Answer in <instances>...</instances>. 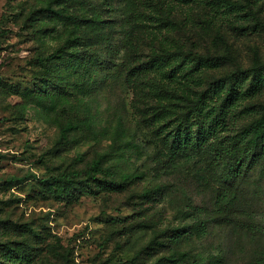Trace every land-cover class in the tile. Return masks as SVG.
<instances>
[{
  "label": "rangeland",
  "instance_id": "1",
  "mask_svg": "<svg viewBox=\"0 0 264 264\" xmlns=\"http://www.w3.org/2000/svg\"><path fill=\"white\" fill-rule=\"evenodd\" d=\"M159 55L171 65L143 67ZM254 68L259 92L231 110L238 130L264 113V0H0V262L264 264V165L237 193L239 223L221 224L210 160L167 163L155 117L183 111L161 85L191 97ZM95 162L135 180L119 192L54 180L84 181ZM190 206L206 210V236ZM177 230L190 233L165 238ZM180 252L186 261L168 263Z\"/></svg>",
  "mask_w": 264,
  "mask_h": 264
},
{
  "label": "trees",
  "instance_id": "2",
  "mask_svg": "<svg viewBox=\"0 0 264 264\" xmlns=\"http://www.w3.org/2000/svg\"><path fill=\"white\" fill-rule=\"evenodd\" d=\"M78 39L75 38L74 42ZM57 53L52 54L48 59L57 58ZM173 55H159L153 57L146 63H142L147 69L163 70L171 65ZM47 59V60H48ZM46 60V61H47ZM144 68V69H145ZM259 68L249 71H238L230 75L220 77L215 82L198 91H194L191 97L178 95L176 90L161 85L167 95L173 99L181 100L182 112L180 117L163 119L166 110L160 107L155 113L158 118L157 132L162 135L163 144L167 150L169 164H176L179 161L185 162L210 160L209 168L216 170V204L212 211L214 218L221 224H237L235 201L242 182L258 166L264 165V113L253 124L238 130V120L232 108L242 97H254L259 92V85L253 82L260 72ZM175 68L170 69L162 78L170 81ZM249 74V75H247ZM247 75V76H246ZM130 77V74H129ZM164 80L160 81L163 83ZM242 82L247 84L245 96L242 95ZM161 108L163 110H161ZM73 124H69L62 131L63 138L73 130ZM195 175L203 183H208L207 172L195 171ZM55 182L62 185H86L90 183L99 184L115 192L123 191L133 183L135 177L124 175L116 179L111 174L104 172L98 162L92 163L86 172L84 181L79 179V174H61L54 177ZM155 193L162 195V187H157ZM192 215L197 217L195 231L200 237L207 235V226L202 222L203 208L190 206ZM246 229L250 226L245 225ZM189 231L177 230L168 237L171 241H182L187 237ZM186 254L173 253L168 263H183L186 261ZM160 259L156 264H165ZM30 259L24 253L10 256L0 264H29ZM201 264H206L202 260ZM207 264H214L212 261Z\"/></svg>",
  "mask_w": 264,
  "mask_h": 264
}]
</instances>
